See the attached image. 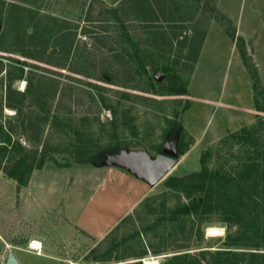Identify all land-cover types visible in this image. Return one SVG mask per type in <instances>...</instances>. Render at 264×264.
<instances>
[{
  "label": "rangeland",
  "instance_id": "rangeland-1",
  "mask_svg": "<svg viewBox=\"0 0 264 264\" xmlns=\"http://www.w3.org/2000/svg\"><path fill=\"white\" fill-rule=\"evenodd\" d=\"M163 72L180 77L186 94L170 95ZM28 79L40 96L20 99V116L6 107V92L9 84L26 92ZM31 110L50 116L41 134H36L40 121L34 129L25 124ZM169 119L181 123L185 142L165 141ZM0 125L26 154L37 152L36 161L47 152L45 172L30 180L44 182L55 175L70 182L81 168L94 165L77 160L93 157L106 166L121 165L152 187L154 199L146 203L145 197L113 236L116 250L108 262L93 260L91 251L102 254L110 241L101 246L104 239L79 231L60 238L56 230L49 232V255L60 264H116V257L144 249L145 258L159 264L182 253L190 257L181 264L232 259L218 251L264 253L263 236L259 242L254 236L241 240L260 243L258 249L229 245L228 235L235 237L240 224H229L222 212L166 221L179 196L164 184L170 176L201 171L207 151L209 167L226 168L235 179L255 157V145L264 143V0H0ZM244 128L254 131L253 142L231 137ZM180 143L188 145L181 156L158 153L174 155ZM160 161L172 166L152 182L144 165ZM18 193L16 182L0 169V264L8 251L5 241L27 242L25 231L16 227ZM37 194L29 190L25 196ZM151 245L167 251L153 254Z\"/></svg>",
  "mask_w": 264,
  "mask_h": 264
},
{
  "label": "trees",
  "instance_id": "trees-1",
  "mask_svg": "<svg viewBox=\"0 0 264 264\" xmlns=\"http://www.w3.org/2000/svg\"><path fill=\"white\" fill-rule=\"evenodd\" d=\"M33 58V57H31ZM34 58H37L36 56ZM33 58V59H34ZM41 60L40 58H37ZM166 72V71H165ZM164 73L163 79L166 81V86L170 95H184L186 94V87L184 83L180 82V77H177L171 73ZM11 81V79H10ZM159 83V80L156 79ZM29 87L26 92H19L11 89V85L6 92V107L13 108L17 110L18 114L21 116L20 99L27 97L30 94L34 99L39 98L40 94L35 90L33 86V81L28 79ZM43 117H40V116ZM25 124L31 129H34L37 121H40L36 134H41V124L47 123L50 120V116L47 112L41 113L39 115L35 114L33 110L25 117ZM233 139L246 140V142H253V139L257 136L254 131L248 128L242 130V134L231 135ZM174 138H178L181 142H185L187 134L183 126L178 120L169 119V128L164 133L165 141H170ZM261 141L262 138H258ZM189 144L190 141L188 140ZM194 144V143H193ZM192 144V145H193ZM255 145V143H252ZM257 148L255 157L249 163H245L243 171L238 173L237 178L233 179L230 177L231 172L226 168L211 169L208 165V160L211 157V151L204 152L201 157V171L192 173L187 176H170L165 181V186L172 192L179 196V202L175 207L170 209L169 215L166 221L170 223H176L178 220L186 219L188 216H208L214 212H222L226 214L225 221L229 224H240V229L235 237L228 235L229 245H241L250 246L255 249L261 247L260 243H243V237L254 236V240H260L263 236L264 238V143L255 145ZM188 150V145L178 144L175 154H171L164 151H158L159 154L165 155L169 158H176V155H183ZM26 148L18 141H15L11 135L7 133V130L0 125V169L5 173V175L16 182L17 190L20 191L22 188L27 187L32 173L35 170L42 169L46 162V153L42 151L40 154L39 161H36L37 152L27 151ZM6 162V167H1V164ZM263 162V163H262ZM77 163L82 164H94L98 166H103L105 163H97L93 157L87 159H78ZM237 183V184H235ZM263 183V187L260 186ZM237 185V186H236ZM237 187V189L235 188ZM235 188V189H234ZM254 189V191H253ZM235 190L236 192H231ZM252 191L254 194H252ZM247 198V200H245ZM154 196L147 197L146 203L153 200ZM187 199V201H182ZM258 199H261L260 202ZM254 209V213L250 212ZM261 209V210H260ZM131 215L126 216L112 231L104 238L101 246L105 245L108 241L111 245L106 247V250L102 254L98 253V249H93L91 253L93 254V260L108 262L112 260V254L116 250L115 240L113 236L120 229L121 224H123L127 218ZM253 238V237H252ZM245 244V245H243ZM99 245V247L101 248ZM118 247V246H117ZM147 247V246H146ZM153 250L149 252L153 254H159L161 252L167 251L166 248H158L151 245ZM218 251L217 255L222 256L228 254L232 259L228 258L226 260L217 259L213 264H238L244 261L245 264H264V253L258 252H231ZM148 251L136 253L135 255L124 254L123 257H116V264H121V259L136 256L135 262H127L123 264H142V261ZM239 256L244 259L239 260ZM190 257L189 253L173 254L166 257L164 264H181L185 258ZM234 259L236 261H234ZM242 263V262H241Z\"/></svg>",
  "mask_w": 264,
  "mask_h": 264
},
{
  "label": "crops",
  "instance_id": "crops-1",
  "mask_svg": "<svg viewBox=\"0 0 264 264\" xmlns=\"http://www.w3.org/2000/svg\"><path fill=\"white\" fill-rule=\"evenodd\" d=\"M44 168L35 170L32 175L35 177L36 172H45ZM53 171L64 174L67 169L54 168ZM85 188L88 192L84 196ZM29 190H37L38 194L25 196ZM71 190L73 195L69 197ZM151 193L148 180L119 164L85 166L72 179L70 177V182H59L55 175H50L44 182L32 179L18 193L20 203L16 204V227L25 231L22 234L27 242L19 245L9 239L5 241L8 251L3 264L10 251L21 264H60L58 259L49 255V232L56 230L60 238L66 231L74 230L103 240ZM34 241L39 242L41 248L32 247Z\"/></svg>",
  "mask_w": 264,
  "mask_h": 264
},
{
  "label": "water",
  "instance_id": "water-1",
  "mask_svg": "<svg viewBox=\"0 0 264 264\" xmlns=\"http://www.w3.org/2000/svg\"><path fill=\"white\" fill-rule=\"evenodd\" d=\"M171 166H172L171 163H165L164 164L162 161H160L156 164L146 163L144 165V171L146 173V174H144V176L146 175L147 178L150 179L152 182H154V181L158 182V181L162 180L169 173ZM166 257H168V256H166ZM141 261L144 262V260H141ZM5 264H21V263L19 262L15 253L10 251L8 253Z\"/></svg>",
  "mask_w": 264,
  "mask_h": 264
},
{
  "label": "bare ground",
  "instance_id": "bare-ground-1",
  "mask_svg": "<svg viewBox=\"0 0 264 264\" xmlns=\"http://www.w3.org/2000/svg\"><path fill=\"white\" fill-rule=\"evenodd\" d=\"M163 163L165 164V162H163ZM208 232H209V234H211L213 232H216V230L215 229H209ZM31 246L34 247V248H41V244L39 242H33L31 244ZM143 260H144V263L145 264H159V262L157 261V259L154 258V257L145 258Z\"/></svg>",
  "mask_w": 264,
  "mask_h": 264
}]
</instances>
